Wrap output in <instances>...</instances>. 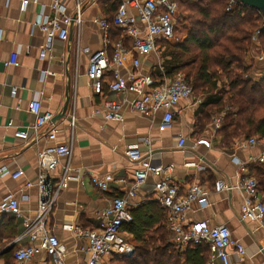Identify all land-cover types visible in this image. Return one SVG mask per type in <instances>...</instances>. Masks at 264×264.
<instances>
[{"label": "crops", "instance_id": "crops-1", "mask_svg": "<svg viewBox=\"0 0 264 264\" xmlns=\"http://www.w3.org/2000/svg\"><path fill=\"white\" fill-rule=\"evenodd\" d=\"M27 1L28 5L23 9L22 0H0V171H24V176L17 180H13L10 174L0 173V200L7 196L18 199L23 215L0 218V264H6L8 259L13 264V253L30 244L24 219L35 217L39 195L36 187L27 188L26 183L36 184L38 154L49 144L44 139L36 141L33 134L27 141L17 139L15 133L29 131L34 124L35 117L29 106L35 99L41 101L43 111L53 118L61 112L68 83L66 62L69 55L72 90L68 116L72 121L64 119L48 126L49 130H56L59 143L72 144L71 158L64 159L52 173L53 183L62 177L67 165L72 169L73 177L77 178L57 196L49 220L53 233L67 246V263L86 264L87 255L81 251L86 242L77 239V230L100 229L103 223L101 213L112 199L122 197L132 189L137 167L124 153L129 147L138 145L143 153L152 156L155 164L175 166L172 179L182 194L192 185H201L209 192V206L200 208L198 203H193L187 220L208 222L212 227L227 226L233 243L246 250L245 255L239 258L235 247L231 246L228 249L231 264H264V229L256 223L240 221L244 194L238 187L239 167L233 162L236 158L247 165L249 174L256 178L251 171L264 165V141L253 137L251 139L258 143L252 146L249 143L251 139L242 137L221 148L219 130L222 127L215 131L212 126L213 118L221 115H214L205 130L199 131L196 113L201 105L197 101L205 98H196L195 95L194 99L179 103L176 108L178 115L169 130L160 129L162 113L140 115L128 107L123 110L122 122L106 121L104 99L123 103L126 97H132L131 94H113L106 89L99 97L88 85L90 59L104 45L103 32L94 21L110 18L113 12L108 4L115 0H81V24H71L68 40L54 41L48 51L45 35L34 24L44 16L54 15L52 0ZM59 1L66 9L65 14L73 18L77 2ZM116 1L121 3L124 0ZM109 40L113 44L117 38L110 33ZM125 44L129 46L130 41L126 39ZM253 44L247 58V64L251 66L249 76L253 82H260L264 78V55L259 51L258 41ZM107 48L111 56L112 47ZM84 49L90 52L84 53ZM43 51L45 57L41 58ZM13 56L17 57V65L7 67L6 63ZM157 63V55L150 54L143 61L141 73L156 76ZM118 70L122 76L128 77L133 72L132 58L128 57L126 64ZM109 73L113 80V73ZM219 88L228 90L222 85ZM180 138L187 139L185 148H179ZM197 166H205L206 170L199 172ZM108 175L113 177L109 191L96 189L93 179ZM219 180L235 188L217 193L214 185ZM156 182L157 179L151 177L143 184L131 209L151 199L156 201ZM134 251L122 257H131ZM30 264H51V259L41 255Z\"/></svg>", "mask_w": 264, "mask_h": 264}, {"label": "built area", "instance_id": "built-area-1", "mask_svg": "<svg viewBox=\"0 0 264 264\" xmlns=\"http://www.w3.org/2000/svg\"><path fill=\"white\" fill-rule=\"evenodd\" d=\"M77 2L75 16L65 14V7L59 0H52L51 9L53 16H44L34 25L46 37V50H50L54 41L66 42L69 38L71 24H81V0ZM116 1V0H115ZM182 0H124L118 6L112 23L105 19H96L94 22L103 32V49L92 55L88 72V85L95 95L101 97L105 89L117 95H132L125 98L123 103L104 99L103 110L106 121L122 122L123 110L128 107L132 112L140 115L156 116L162 113L160 129L162 131L172 128L175 117L178 115L177 106L181 101L194 99L192 86L184 73H179L173 78H168L165 73L163 61L158 57L156 76L143 75L141 68L143 61L152 53L160 56L162 43L179 42L177 33L179 28V3ZM28 5L27 0H22L23 9ZM238 5L236 0H230L229 9ZM120 30L124 39L130 41L126 46L124 40L111 44L109 38L112 28ZM253 42L257 40V34ZM112 47L109 56L108 48ZM89 53L88 49L83 50ZM45 57L43 51L41 58ZM128 57L132 58L133 72L124 77L118 68L123 67ZM17 57L13 56L6 63L7 67L16 66ZM113 73V80L105 83L104 78ZM264 80V78H263ZM202 99L197 104L202 105ZM30 113L35 117L34 124L29 131L16 132L15 138L27 141L34 135L36 141L44 139L49 144L38 154V179L36 184L26 183L27 188L36 187L39 195V206L35 217L25 218L24 227L30 238V244L18 249L13 254L15 264H30L38 256L51 259V264H68L67 246L56 236L49 226V220L57 196L69 187L76 177L72 175L69 165L64 168L62 177L56 184L52 181V173L62 165L64 159L72 156V144L58 142L56 130H49L53 116L44 112L41 101L35 99L29 106ZM223 116L213 118L214 130L222 127ZM48 129V130H47ZM255 146L256 139L249 141ZM187 139L180 138L179 148H185ZM124 156L137 169L134 172L135 182L131 190L122 197L112 199L110 205L101 213L103 223L100 229L77 230V239L86 242L81 249L87 255L86 264H112L115 255L124 256L132 253L134 247L126 241L123 227L132 223L130 214L137 191L146 181L154 177L157 179L154 187L155 200L166 211V225L172 235V240L182 251L189 248L206 245L210 249V259L207 264H231L228 249L235 247L239 258L245 255V248L233 243L230 229L225 225L212 227L208 222L192 223L187 220V213L193 203H198L200 208L209 206L208 191L201 185H192L182 194L179 187L173 182L174 165L162 166L152 161V156L143 153L140 146L129 147ZM263 160V159H262ZM239 167V189L244 194L240 209V221L252 222L264 229V198L259 190L257 179L250 175L247 165L233 158ZM199 172L206 170L205 166L196 167ZM1 175L10 174L13 180L24 176V171L19 170L8 173L1 169ZM6 173V174H5ZM113 177L108 175L94 178L93 185L101 192L109 191V184ZM235 187L228 186L223 180L214 185L217 193L232 191ZM24 198L26 196H23ZM27 198V197H26ZM5 215L23 217L21 202L13 196L0 200V218ZM71 230V227H69ZM127 250L124 251V249Z\"/></svg>", "mask_w": 264, "mask_h": 264}, {"label": "trees", "instance_id": "trees-1", "mask_svg": "<svg viewBox=\"0 0 264 264\" xmlns=\"http://www.w3.org/2000/svg\"><path fill=\"white\" fill-rule=\"evenodd\" d=\"M229 3L230 0H182L179 10L187 12L189 32L174 47L176 53H171L167 62L163 60L168 78L184 73L195 97L205 98L196 113L199 131L205 130L214 115H224L219 130L221 148L242 137L264 141V80L253 82L249 76L251 66L247 64L257 32L258 48L264 55V17L260 11L240 3L229 9ZM119 5V1L108 4L113 12L106 19L110 24ZM111 33L116 42L125 41L120 30L113 27ZM104 81H112L110 73ZM220 85L228 90L221 91ZM251 172L264 195V165ZM130 214L133 221L123 227V232L134 254L129 258L115 255L112 264L209 262L208 246L182 251L174 244L166 225V211L158 202L151 199L133 207ZM6 264L12 261L8 259Z\"/></svg>", "mask_w": 264, "mask_h": 264}, {"label": "water", "instance_id": "water-1", "mask_svg": "<svg viewBox=\"0 0 264 264\" xmlns=\"http://www.w3.org/2000/svg\"><path fill=\"white\" fill-rule=\"evenodd\" d=\"M236 1L240 4H243L245 6H248V7H251L253 9L260 11L262 13V16L264 17V0H236ZM74 18H76V16ZM69 51L71 52V50ZM66 65H67L68 83H67V88H66L65 102H64L61 112L52 119L51 122L53 124H55L58 121L64 120V119L72 121V118L68 116V110H69L70 101H71V90H72L71 73L69 70L70 55H69V58L67 59Z\"/></svg>", "mask_w": 264, "mask_h": 264}, {"label": "rangeland", "instance_id": "rangeland-1", "mask_svg": "<svg viewBox=\"0 0 264 264\" xmlns=\"http://www.w3.org/2000/svg\"><path fill=\"white\" fill-rule=\"evenodd\" d=\"M187 12H179V28H178V33H177V39L179 40V42H169V43H163L162 45H160V49H161V54L159 57L162 61L164 60L165 62L168 61V57L169 55H171V53H176V49H174V47L180 43H182L187 35V33L189 32V23L186 22V15ZM184 21V23H183ZM167 59V60H166ZM186 59V58H184ZM185 72V71H184ZM199 98V97H198ZM128 247L132 246L130 243L127 244ZM128 247L125 250L128 249Z\"/></svg>", "mask_w": 264, "mask_h": 264}]
</instances>
